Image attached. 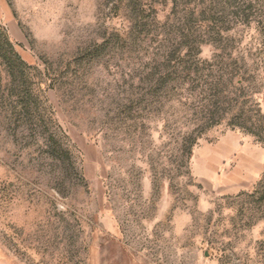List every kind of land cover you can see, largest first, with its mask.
Returning <instances> with one entry per match:
<instances>
[{"label": "rangeland", "instance_id": "374dc122", "mask_svg": "<svg viewBox=\"0 0 264 264\" xmlns=\"http://www.w3.org/2000/svg\"><path fill=\"white\" fill-rule=\"evenodd\" d=\"M0 259L264 264V0H0Z\"/></svg>", "mask_w": 264, "mask_h": 264}, {"label": "trees", "instance_id": "16d2710c", "mask_svg": "<svg viewBox=\"0 0 264 264\" xmlns=\"http://www.w3.org/2000/svg\"><path fill=\"white\" fill-rule=\"evenodd\" d=\"M18 60H21V57L18 54H15Z\"/></svg>", "mask_w": 264, "mask_h": 264}, {"label": "crops", "instance_id": "0c3cea01", "mask_svg": "<svg viewBox=\"0 0 264 264\" xmlns=\"http://www.w3.org/2000/svg\"><path fill=\"white\" fill-rule=\"evenodd\" d=\"M0 264H5V263L0 259Z\"/></svg>", "mask_w": 264, "mask_h": 264}]
</instances>
